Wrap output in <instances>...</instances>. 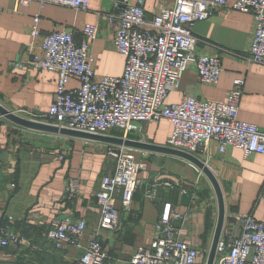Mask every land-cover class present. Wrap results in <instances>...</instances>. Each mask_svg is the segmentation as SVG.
Listing matches in <instances>:
<instances>
[{"label": "crops", "instance_id": "0c3cea01", "mask_svg": "<svg viewBox=\"0 0 264 264\" xmlns=\"http://www.w3.org/2000/svg\"><path fill=\"white\" fill-rule=\"evenodd\" d=\"M0 14V103L23 117L45 115L57 90V73L32 67L18 69L11 63L26 62L33 53H41V39L32 40L30 28L36 14H41L40 29H70L78 40L86 23L99 27L92 43L93 68L97 76H121L126 57L114 43V31L108 17L100 14L109 0H91L89 9L48 4L40 8L37 0L30 5H16V0H1ZM135 1V0H134ZM236 0H230V3ZM173 0H146L148 17L158 6L172 5ZM194 32L200 38L198 51L219 54L222 72L219 83L210 85L199 80L198 72L189 67L178 91L171 92L169 103H178L185 95L200 99L225 101L235 78H245V91L238 118L264 130V65L238 57L250 48L254 34L251 13L221 10L198 21ZM77 80L71 87H79ZM0 134V224L13 216L12 227L24 241L20 245L0 248V264H77L82 253L75 247L57 249L50 237L51 221L58 212L84 217L88 229L83 245L98 230L101 210L96 194L104 176L114 170L115 159L110 145L72 137L50 135L8 120ZM173 126L162 119L145 125V139L155 144L167 143ZM139 139V138H137ZM128 148V147H126ZM219 143L211 141L208 166L222 186L226 214L231 211L253 213L264 221V203L258 200L264 191V154L245 155L229 146L224 153ZM132 149L147 166L140 174L142 182L157 177H177L189 188H160L155 200L145 197V185L133 199L131 209L123 210L115 231L103 229L99 239L107 251L121 260H129L137 247L151 243L165 203L171 202L185 213L181 238L200 250L199 264L209 254L216 231L219 205L210 179L190 161L167 153ZM64 155L60 159V155ZM80 180L78 195L71 202L63 198L68 178ZM15 184V187L12 186ZM119 208L122 204L119 199ZM189 209V212H187Z\"/></svg>", "mask_w": 264, "mask_h": 264}, {"label": "built area", "instance_id": "2783aa9c", "mask_svg": "<svg viewBox=\"0 0 264 264\" xmlns=\"http://www.w3.org/2000/svg\"><path fill=\"white\" fill-rule=\"evenodd\" d=\"M32 0H16V5H30ZM40 8L48 4L88 10L91 0H37ZM100 14L108 17L114 31L116 49L126 57L121 76H97L93 68L92 43L99 27L86 23L82 40L70 29L42 32L41 14H36L30 28L32 40L41 39V53L11 64L18 69L32 67L58 75L57 90L45 115L28 119L94 134L123 137L139 135L145 139V125L166 119L173 130L165 145L199 157L208 165L209 147L219 143V153L229 146L245 155L264 154V130L240 120L238 112L245 91V78L233 81L225 101L200 99L185 95L178 103H169L171 92L178 91L189 67L199 80L210 85L219 83L222 59L219 54L198 51L200 38L194 32L198 21L221 10L251 13L254 34L250 48L238 57L264 65V0H173L172 5L158 6L148 17L146 0H109ZM4 6L0 0V14ZM77 80L79 87H71ZM8 120L0 116V134ZM121 136V135H120ZM114 170L103 177L96 199L101 210L98 230L83 245L88 229L84 217L58 212L51 221L50 237L57 249L75 247L83 250L77 264H199L200 250L181 238L186 214L165 203L157 222L156 234L148 245H140L129 260L112 256L99 235L103 229L115 231L123 210L131 209L137 190L146 184L140 174L147 166L136 152L124 146L110 145ZM64 155H60L63 159ZM78 178H68L63 198L73 202L79 189ZM177 177H157L145 185L147 199L155 200L160 188H189ZM15 187V184H12ZM121 201V208L117 202ZM258 200L264 203V191ZM189 212V209L188 211ZM13 216L0 224V248L20 245L24 238L12 227ZM214 264H264V221L253 213L231 211L226 214L217 245Z\"/></svg>", "mask_w": 264, "mask_h": 264}, {"label": "water", "instance_id": "95a60500", "mask_svg": "<svg viewBox=\"0 0 264 264\" xmlns=\"http://www.w3.org/2000/svg\"><path fill=\"white\" fill-rule=\"evenodd\" d=\"M0 116L4 117L5 119L13 123H16L20 126H23V127H26L32 130L53 133L56 135L68 136V137L83 139L87 141L101 142V143H106L110 145L124 146L128 148L172 154V155L182 157L190 161L191 163L195 164L210 179L214 187L217 200H218V205H219L218 222H217L216 231H215V234L212 240V244L210 247V251L208 254L206 264L215 263L217 245H218V242L222 234V229H223L225 217H226L225 197H224L222 186L220 185L215 174L212 172L210 167L206 165L204 161H202L199 157L192 155L190 153L178 150V149H174L167 145L150 143V142L143 141L140 139L126 138L123 136H115V135L94 134V133H89V132H84V131H79V130H74V129L59 128L52 124H47V123L31 120L26 117L20 116L14 111L5 107L1 103H0Z\"/></svg>", "mask_w": 264, "mask_h": 264}, {"label": "rangeland", "instance_id": "374dc122", "mask_svg": "<svg viewBox=\"0 0 264 264\" xmlns=\"http://www.w3.org/2000/svg\"><path fill=\"white\" fill-rule=\"evenodd\" d=\"M15 112V111H14ZM16 113V112H15ZM18 114V113H17ZM20 115V114H18ZM21 116V115H20ZM4 118V117H3ZM7 120V119H6ZM48 133V132H46ZM50 135H56V134H53V133H49ZM61 136V135H59ZM135 137V139L139 138V135H133ZM62 137H65V136H62ZM110 145V144H109ZM207 258H208V253L206 254V256L203 258V261L201 262V264H206L207 263Z\"/></svg>", "mask_w": 264, "mask_h": 264}, {"label": "trees", "instance_id": "16d2710c", "mask_svg": "<svg viewBox=\"0 0 264 264\" xmlns=\"http://www.w3.org/2000/svg\"><path fill=\"white\" fill-rule=\"evenodd\" d=\"M116 134H117V135H119V136H120V135L122 136V134H121V133H116ZM133 135H134V134H132V135H129V137H130V138H135Z\"/></svg>", "mask_w": 264, "mask_h": 264}]
</instances>
